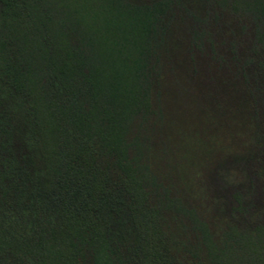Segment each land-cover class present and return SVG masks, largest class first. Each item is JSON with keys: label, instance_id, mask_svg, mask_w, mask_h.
Returning <instances> with one entry per match:
<instances>
[{"label": "trees", "instance_id": "trees-1", "mask_svg": "<svg viewBox=\"0 0 264 264\" xmlns=\"http://www.w3.org/2000/svg\"><path fill=\"white\" fill-rule=\"evenodd\" d=\"M178 5L0 0V264H264L250 163V193L227 188L219 236L193 217L181 263L159 223L168 208L176 218L188 211L157 191L135 121L151 113L155 49ZM241 10L254 28L246 51L215 50L194 17L188 34L203 62H233L255 100L264 86V0Z\"/></svg>", "mask_w": 264, "mask_h": 264}, {"label": "rangeland", "instance_id": "rangeland-1", "mask_svg": "<svg viewBox=\"0 0 264 264\" xmlns=\"http://www.w3.org/2000/svg\"><path fill=\"white\" fill-rule=\"evenodd\" d=\"M231 1L177 0L179 8L168 16L167 32L155 49L151 113L135 121L145 146L140 161L160 185L157 191L164 188L167 198L188 211L176 218L168 208L159 221L177 263L185 244L195 239L194 216L219 236L228 221L227 188L242 186L250 193L246 163L261 188L253 207L264 216V86L254 100L244 79L233 73V62L224 61V68L203 62L188 34L194 17L215 50L246 51L253 43L252 20L241 10L245 0L236 7Z\"/></svg>", "mask_w": 264, "mask_h": 264}]
</instances>
